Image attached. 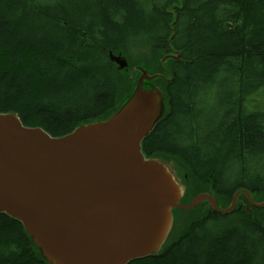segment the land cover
Segmentation results:
<instances>
[{"label": "trees", "instance_id": "trees-1", "mask_svg": "<svg viewBox=\"0 0 264 264\" xmlns=\"http://www.w3.org/2000/svg\"><path fill=\"white\" fill-rule=\"evenodd\" d=\"M171 47L181 56L167 63L173 79L156 80L171 112L143 152L179 163L182 203L209 192L228 205L243 188L264 200V0H0V112L65 135L132 93L110 52L124 53L130 68L165 73ZM213 86L217 101L207 104ZM239 201L229 214L206 203L177 209L162 250L127 264H264V207L249 212L247 197ZM0 264H47L4 213Z\"/></svg>", "mask_w": 264, "mask_h": 264}, {"label": "water", "instance_id": "water-1", "mask_svg": "<svg viewBox=\"0 0 264 264\" xmlns=\"http://www.w3.org/2000/svg\"><path fill=\"white\" fill-rule=\"evenodd\" d=\"M110 58L135 86L102 119L53 136L24 125L15 112H0V213L23 225L47 264H127L162 250L177 209L191 211L206 203L229 214L241 195L249 212L251 206L264 207V200L245 188L228 205L209 192L182 203L186 186L175 161L143 152L144 139L169 111L168 96L156 80L171 81L167 63L181 56L171 47L161 59L165 73L130 68L126 58L112 52Z\"/></svg>", "mask_w": 264, "mask_h": 264}, {"label": "rangeland", "instance_id": "rangeland-1", "mask_svg": "<svg viewBox=\"0 0 264 264\" xmlns=\"http://www.w3.org/2000/svg\"><path fill=\"white\" fill-rule=\"evenodd\" d=\"M147 45H149V43L145 44V46H147ZM142 47H144V46H142ZM145 50L149 51V46H147L145 48ZM119 54L120 55H123V56H125L127 58V56L124 53H119ZM119 54H115V55H119ZM143 55L144 56L146 55V53L144 51H143ZM206 90L208 91V94H209V97L206 100L207 104H213V103H215L217 101V91H216L215 87L213 86L212 88H209V89H206ZM258 100H259V104L264 107V94L263 95L260 94V96L258 97ZM176 169H177V171H178V169H180L179 163L176 164ZM185 175L187 176L188 174L185 173Z\"/></svg>", "mask_w": 264, "mask_h": 264}, {"label": "bare ground", "instance_id": "bare-ground-1", "mask_svg": "<svg viewBox=\"0 0 264 264\" xmlns=\"http://www.w3.org/2000/svg\"><path fill=\"white\" fill-rule=\"evenodd\" d=\"M78 1V0H77ZM81 2H82V0H81ZM71 3V2H70ZM80 3V2H79ZM81 4V3H80ZM143 6V5H142ZM75 7V6H74ZM60 9V8H59ZM67 9V8H66ZM140 9V8H139ZM158 9V8H157ZM141 11V10H140ZM22 14V13H21ZM96 20V19H95ZM150 20V19H149ZM149 22V21H148ZM182 24V23H181ZM143 28H144V26H143ZM222 30V29H221ZM187 33V32H186ZM180 54V53H179ZM113 62V61H112ZM115 63V62H114ZM153 71V70H152ZM153 72H155V71H153ZM256 72V71H255ZM159 73V72H158ZM193 78V77H192ZM243 80V79H242ZM247 83V82H246ZM161 88H162V86H161ZM162 90L163 91H165L163 88H162ZM224 120V119H223ZM262 122V121H261ZM191 125V124H190ZM215 155V154H214ZM231 160V159H230ZM259 243V242H258Z\"/></svg>", "mask_w": 264, "mask_h": 264}]
</instances>
